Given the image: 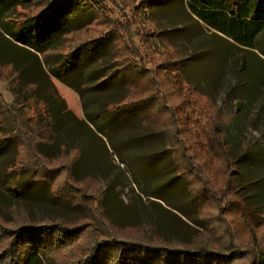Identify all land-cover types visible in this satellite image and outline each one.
I'll list each match as a JSON object with an SVG mask.
<instances>
[{"label": "trees", "instance_id": "1", "mask_svg": "<svg viewBox=\"0 0 264 264\" xmlns=\"http://www.w3.org/2000/svg\"><path fill=\"white\" fill-rule=\"evenodd\" d=\"M181 1L193 19L202 21L214 35L246 52L255 48L253 39L257 33L264 36V0ZM165 7L161 0H139L133 6L118 0H0V77L8 68L11 73L8 82L15 98L22 90L30 91L43 106V112H38L34 120L22 114V107L15 108L5 101L0 93V149L10 145L14 148L12 162L6 167L8 173H14L12 185L18 186L17 182L25 174L30 183L46 186L54 198L78 205L81 203L71 197L76 194L87 198L81 188L89 178H96L78 176L79 147L56 142L62 138L61 133L69 132L66 125L74 119L57 92L53 82L56 79L78 94L85 117L81 121L116 152L117 142L131 145L123 137L125 134L134 141L139 129L149 128L148 133L160 135L164 145L162 153L168 156L175 177L184 181L192 198L197 225L203 227L204 233L210 232L200 216L201 205L214 195L220 215L224 209L220 196L224 197V193L209 191L210 196L203 198L206 184L194 189L179 161V152L170 144L171 133L176 135L178 131H172L171 124L150 114L154 99L148 96L152 94L141 95L143 88L135 83L136 78H144L143 72L152 73L145 64L149 45L144 44L142 50L136 39L135 16L146 11L153 18ZM153 19L158 21L157 17ZM95 27L100 31L94 32ZM87 29L93 31L90 37L66 51L63 49L69 34ZM153 31L147 29L146 35L153 36L156 34ZM164 32L161 28L157 32L161 42L168 40ZM262 46L257 48L264 56ZM179 63L175 60L173 66L179 74L183 73L184 79L188 67ZM148 84H151L149 80ZM201 92L205 93L203 89ZM104 94L109 99L101 98L93 107L89 104L92 96L104 97ZM121 128L126 132L121 134ZM222 131L225 138L219 136V130L213 141L216 152H224L230 166L236 167L227 181H239L240 171L236 166L239 158L232 155L225 128ZM54 145L58 157L53 154ZM62 157L66 161L54 163ZM62 172L69 185L54 189V181ZM98 190V195L93 197L97 204L94 215L89 216L91 210L87 208L86 218H89L80 223L28 221L26 225L9 226L0 221V264H44L47 259H57L59 264H235L245 255L248 264H264V249L256 243L247 250L239 249L232 241L222 247L196 243L187 248L167 245L159 237L149 239L144 234L125 236L126 227L138 225L120 224L110 217L105 203L107 190ZM239 190L237 185L235 192L241 201L242 215L250 217V221L253 216L260 217L264 207L249 204Z\"/></svg>", "mask_w": 264, "mask_h": 264}, {"label": "rangeland", "instance_id": "2", "mask_svg": "<svg viewBox=\"0 0 264 264\" xmlns=\"http://www.w3.org/2000/svg\"><path fill=\"white\" fill-rule=\"evenodd\" d=\"M138 1L118 0L121 4L128 2L130 6ZM161 2L166 7L154 14L159 22L146 11L135 16L136 39L142 50L144 44L149 45L145 64L153 73L143 72L144 78H136L135 83L143 88L141 95L152 94L148 96L154 99L150 114L171 124L172 131H178L176 135L171 133L170 144H174L179 152V161L194 189L206 184L203 198L210 196L209 191L211 194L224 193V197L220 196L224 208L220 215L214 195L201 205L200 216L210 232L204 233L203 227L197 225L192 198L184 181L175 177L168 156L162 153L164 145L160 135L148 133L149 128L139 129L137 141H134L125 134L123 137L131 145L117 142L116 152L81 121L83 109L78 95L56 79L53 82L57 92L65 99L69 116L74 118L72 124L66 125L69 132L61 133L62 138L56 142L79 147L78 176L93 175L96 178H89L81 188L87 198L76 194L71 197L81 203L78 205L54 198L46 186L30 183L25 174L17 182L18 186L12 185L14 173H8L6 169L14 154V148L9 144L10 147L0 149V221L9 226L26 225L28 221L37 224L45 221L80 223L88 220L89 209V216L94 215L97 204L93 197L98 195V189L105 188L109 216L120 224L138 225L126 227L123 230L125 236L144 234L149 239L159 237L167 245L187 248L196 243L222 247L232 241L242 250L254 243L264 249V212L260 217L253 216V221L244 217L240 198L235 192L236 186L240 185L238 193L245 201L264 207V58L257 53L259 48H253L256 53L253 50L246 52L198 24L185 12L181 0ZM160 28L165 30L164 35L168 38L165 42L157 36ZM147 29L156 34L146 35ZM99 31L95 27L94 32ZM92 34L89 29L69 34L62 47L66 51ZM175 60L182 67H188L185 80L183 73L174 69ZM4 70L0 77L3 99L15 108L22 107V114L35 120L43 112L42 103L35 100L30 91L22 90L15 98L8 82L11 73L8 68ZM105 97V94L104 97L92 96L89 104L93 107ZM219 126L225 128L232 155L239 158L236 165L240 171L239 181H227L236 167L230 166L224 152H216L213 142L216 132L221 130L219 136L225 138ZM124 132L121 128L120 133ZM54 146L53 154L58 157L57 146ZM64 161L66 159L62 157L54 163ZM67 185L69 182H65L62 172L53 187L60 189ZM248 261L245 255L235 264H248ZM59 263L57 259L44 262Z\"/></svg>", "mask_w": 264, "mask_h": 264}, {"label": "crops", "instance_id": "3", "mask_svg": "<svg viewBox=\"0 0 264 264\" xmlns=\"http://www.w3.org/2000/svg\"><path fill=\"white\" fill-rule=\"evenodd\" d=\"M195 21H197V20H195ZM197 23L198 24H200V25H204L206 28H207V26L202 22V21H197ZM263 30V29H262ZM211 31V30H210ZM219 33V32H218ZM220 34V33H219ZM220 35H222V34H220ZM223 37H225V38H227L226 36H224V35H222ZM229 41L231 40V39H229V38H227ZM253 43L255 44V47H257V45H259V46H261V47H263L262 46V44H264V36L263 37H260L259 36V33H257L256 35H255V37H254V39H253ZM255 53L257 52V51H255V50H253ZM258 54H260L261 55V57L262 58H264V56L262 55V53L261 52H257ZM65 86V85H64ZM67 87V86H66ZM67 88H69V87H67ZM69 89H71V88H69ZM72 90V89H71ZM74 91V90H73ZM75 92V91H74ZM76 93V92H75ZM77 94V93H76ZM78 95V94H77ZM61 98H63L62 96H60ZM79 97V96H78ZM64 99V98H63ZM80 99V98H79ZM64 101H65V99H64ZM66 103V102H65ZM82 119H84L85 117H84V114H83V116L81 117Z\"/></svg>", "mask_w": 264, "mask_h": 264}]
</instances>
